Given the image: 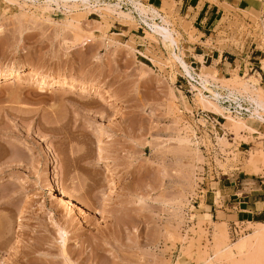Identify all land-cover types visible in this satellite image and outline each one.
Returning a JSON list of instances; mask_svg holds the SVG:
<instances>
[{"label":"rangeland","instance_id":"374dc122","mask_svg":"<svg viewBox=\"0 0 264 264\" xmlns=\"http://www.w3.org/2000/svg\"><path fill=\"white\" fill-rule=\"evenodd\" d=\"M90 1L0 0V264H264V240L253 261L216 253L264 220L210 214L234 174L264 179V120L241 90L264 99V0H136L154 20L132 0ZM203 4L218 8L208 30Z\"/></svg>","mask_w":264,"mask_h":264},{"label":"crops","instance_id":"0c3cea01","mask_svg":"<svg viewBox=\"0 0 264 264\" xmlns=\"http://www.w3.org/2000/svg\"><path fill=\"white\" fill-rule=\"evenodd\" d=\"M154 3L162 4V0H153ZM235 2V1H234ZM153 3V5H155ZM238 7L240 6H250L251 3L247 0H238ZM210 4H203L200 8V11L196 14L197 23L200 28L210 29L217 19L216 16L218 14V8L212 6ZM211 8V9H210ZM216 9L217 12H214ZM204 34V32L200 33V36ZM202 41L203 39L200 38ZM195 47L201 48L202 52L197 51L194 48L193 51L190 50L192 56L202 55V60L207 61L208 59L213 61L216 60L215 63L218 64V68L220 70L224 69V63L227 60V55L225 51L231 53V50L226 47V49H222L219 52L215 50L214 47H200L202 45L195 44ZM199 60L198 57H194ZM201 63V61L199 60ZM240 64V63H239ZM247 176H240L238 173L234 174L233 177L230 178V181L219 184V188L221 192V198L219 207L215 205V203L211 206V217L213 218L220 211L225 215L234 214L237 218H241L243 221L251 220V221H261L264 220V179H258L257 186H253V180H249ZM259 181H262L261 183Z\"/></svg>","mask_w":264,"mask_h":264},{"label":"bare ground","instance_id":"6f19581e","mask_svg":"<svg viewBox=\"0 0 264 264\" xmlns=\"http://www.w3.org/2000/svg\"><path fill=\"white\" fill-rule=\"evenodd\" d=\"M47 1V0H46ZM49 2H56L57 4H59L60 2H63L64 5L66 4H69L71 1H74V2H77L79 0H48ZM83 3H86V4H89L91 1L90 0H81ZM94 2H100L98 0H93L92 3ZM76 3V4H77ZM104 3V2H103ZM108 4V3H107ZM132 4L134 5V7L140 11L141 14H143L144 16L143 17H147V15L149 16V14L151 16H149L150 19L154 20L155 17L158 15L157 11L153 8H146L144 7L143 4H141L139 1H136V0H132ZM60 5V4H59ZM111 5V4H110ZM117 5V4H116ZM111 9V8H110ZM121 13V12H120ZM125 13V12H123ZM126 15V14H125ZM169 29V28H168ZM166 27L164 26H160L159 24L157 23H154L153 25V31L154 32H160L163 34V40L168 43V44H173V45H176V41L174 37V34L172 31L168 30ZM174 31V30H173ZM178 58L180 59L181 63L183 64L185 70L187 73L191 74L192 71L190 70V68L188 67L187 63L184 61V59H182L180 57L179 54H177ZM193 69V68H192ZM14 77H22L23 75L19 72V71H15L13 73ZM5 74H2L1 76H3ZM200 75V74H199ZM198 75V76H199ZM0 76V77H1ZM201 77V76H200ZM15 78V79H16ZM61 78V77H60ZM207 76L204 77H201V83L203 85L204 88H206L207 90H209V93H210V96L214 97V98H218V92L217 90L214 88L215 85L212 87L209 86V84L211 83L209 81V79L207 78ZM33 81L37 82L38 85L41 87V88H45L46 87H49V86H52V85H59V84H66V83H69L70 82L66 79H59V78H54L52 76H47V75H35L33 78H32ZM16 83V82H15ZM74 84V83H73ZM212 84V83H211ZM82 85V84H81ZM213 85V84H212ZM83 86V85H82ZM80 86V88L82 89H87L85 86ZM200 89V88H199ZM246 95L248 96V100H250V102L252 101L255 105H254V108H253V113H252V116H256L260 119H263L264 120V99L262 98V96L260 95L259 91H258V88L257 87H249L248 85H242V89ZM199 94L202 96V99L203 100H206L205 97L203 96V93L201 91V89L199 90ZM242 95V94H241ZM207 97V96H206ZM233 92L230 91L229 92V96H228V99L230 100H235V99H238L239 97H235ZM208 99V98H207ZM206 102V101H205ZM210 102V100L208 101ZM211 103V102H210ZM238 108V107H237ZM218 109V108H217ZM238 111V109H237ZM255 117V118H256ZM233 121L235 122V125H239L242 126V127H249V125L245 122V120L243 119H235L233 118ZM251 128V127H250ZM253 130V129H252ZM101 133H104L103 131ZM100 135V134H99ZM101 136V135H100ZM106 136V135H105ZM50 147V146H49ZM49 150V148H48ZM51 150V149H50ZM49 150V151H50ZM48 153V152H47ZM48 155V154H47ZM55 156L54 154H50L49 156V160L51 163H53L54 161L56 162L57 160H55ZM48 164V163H47ZM48 174V173H47ZM48 176V175H47ZM49 177V176H48ZM52 177V176H51ZM55 176H53L54 178ZM57 177V176H56ZM52 183V182H51ZM50 183V187L52 188L53 190V187ZM49 188V189H51ZM56 188V187H55ZM52 193V192H51ZM68 195V194H67ZM65 195V191L61 190L60 191V194H59V200L63 203H66V204H70L71 205V199ZM74 204V203H73ZM75 207V206H74ZM77 207V206H76ZM81 210V209H80ZM22 231V230H21ZM20 234H22V232H20ZM19 235V234H18ZM6 237V236H5ZM216 238V237H215ZM226 238V237H225ZM20 240V239H19ZM262 240H264V223H261L255 230L253 233H250L246 236H243L241 237V239H239L238 241H236L235 243H232V244H229L227 246H224L222 248H220L218 250V254L220 253H223L225 251H229V253H232L233 252V249L234 247H238L237 249L239 250L240 249V252H242L241 250H246L247 254L249 253L250 254V261H253V251L256 249V246L262 242ZM17 241V240H16ZM225 242V241H224ZM246 252H244L246 254ZM243 253V254H244ZM261 253V252H260ZM237 255V254H236ZM241 255V254H240ZM255 255V254H254ZM242 258V257H241ZM257 258V257H256ZM255 258V260H256ZM210 261V260H209ZM207 259V261H205V264H210ZM239 261V260H238ZM179 262V261H178Z\"/></svg>","mask_w":264,"mask_h":264}]
</instances>
